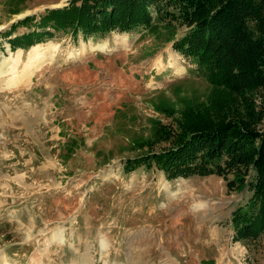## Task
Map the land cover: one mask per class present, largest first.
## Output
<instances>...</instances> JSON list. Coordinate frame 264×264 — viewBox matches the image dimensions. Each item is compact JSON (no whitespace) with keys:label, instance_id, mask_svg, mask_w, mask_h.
<instances>
[{"label":"rangeland","instance_id":"374dc122","mask_svg":"<svg viewBox=\"0 0 264 264\" xmlns=\"http://www.w3.org/2000/svg\"><path fill=\"white\" fill-rule=\"evenodd\" d=\"M23 2L0 0V264H264V237L246 246L231 222L248 187L124 169L170 147L169 127L216 95L174 49L185 27L172 7L129 33H60L22 62L1 36L43 11Z\"/></svg>","mask_w":264,"mask_h":264},{"label":"trees","instance_id":"16d2710c","mask_svg":"<svg viewBox=\"0 0 264 264\" xmlns=\"http://www.w3.org/2000/svg\"><path fill=\"white\" fill-rule=\"evenodd\" d=\"M155 6L172 7L185 27L174 49L206 71L216 95L169 127L170 147L124 169L155 162L169 179L218 175L230 190L248 187L251 197L231 216L247 246L264 237V0H70L16 20L1 37L15 51L60 33H129L150 24Z\"/></svg>","mask_w":264,"mask_h":264},{"label":"crops","instance_id":"0c3cea01","mask_svg":"<svg viewBox=\"0 0 264 264\" xmlns=\"http://www.w3.org/2000/svg\"><path fill=\"white\" fill-rule=\"evenodd\" d=\"M23 4H25L26 5V8L28 9V11H30V10H35V11H37L36 9H38L39 11H41V10H45L46 8H50V7H54V6H57L58 4H57V0H46L45 2H39V3H37V4H32L31 3V1L30 0H26V2H24ZM31 4V5H30ZM25 8V9H26ZM21 11V10H20ZM38 12V11H37ZM18 20V19H17ZM105 41H107L108 42V45L110 44V41H108V40H105ZM109 49V48H108ZM89 51H92V53H95V52H93L94 50H88L87 52H89ZM98 51H104V50H99L98 49ZM97 52V51H96ZM24 53H25V50L24 49H22V53H21V61L23 62V55H24ZM89 55V54H88ZM66 119H70V118H68V117H66Z\"/></svg>","mask_w":264,"mask_h":264},{"label":"bare ground","instance_id":"6f19581e","mask_svg":"<svg viewBox=\"0 0 264 264\" xmlns=\"http://www.w3.org/2000/svg\"><path fill=\"white\" fill-rule=\"evenodd\" d=\"M124 40H127V38H125ZM97 48H101V49H108V42L107 41H102V42H99V44H97L96 46ZM95 48V46L93 47ZM19 60V59H18ZM33 70L32 69H29V70H26V73H23L22 76L24 77H20V79L17 80V83H22L24 81H26L27 77L32 75L33 74ZM11 82V81H10ZM13 82V81H12ZM16 82V81H15Z\"/></svg>","mask_w":264,"mask_h":264}]
</instances>
